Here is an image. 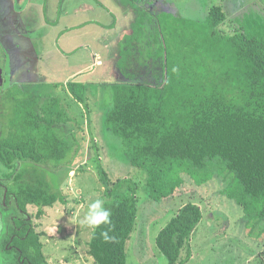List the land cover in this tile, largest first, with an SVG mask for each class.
<instances>
[{"label": "trees", "instance_id": "1", "mask_svg": "<svg viewBox=\"0 0 264 264\" xmlns=\"http://www.w3.org/2000/svg\"><path fill=\"white\" fill-rule=\"evenodd\" d=\"M132 2V32L117 44L121 79L112 87L106 125L122 140L130 163L148 173L147 192L154 200L175 196L187 175L198 186L220 178L227 183L221 192L243 206L249 219L264 222V26L255 33L236 25L224 33L229 18L221 5H212L198 22L173 3ZM67 89L85 102L84 83L69 81ZM7 92L0 115L12 128L0 137V177L8 178L21 208L38 206L43 217L45 208L67 200L50 180L52 173L36 163H49L54 171L76 153L75 128L59 132L57 124L73 125L62 99L47 96L42 102L41 94L19 84ZM90 142L100 161L98 140ZM98 174L112 223L93 231L88 252L95 264H128L139 220L138 184L133 178L113 180L101 164ZM206 207L184 203L158 232L156 244L167 264L190 261L192 234ZM102 231L114 239L105 241ZM27 238L22 254L47 264L39 235L32 231ZM261 248L253 253L264 264Z\"/></svg>", "mask_w": 264, "mask_h": 264}, {"label": "rangeland", "instance_id": "2", "mask_svg": "<svg viewBox=\"0 0 264 264\" xmlns=\"http://www.w3.org/2000/svg\"><path fill=\"white\" fill-rule=\"evenodd\" d=\"M31 1H24V4L18 5L17 8H33V14L39 17L42 7L36 8L34 4L40 0ZM64 1L65 13L81 15V18L73 17L71 21L63 23L64 26L68 24L72 27L66 36L65 33L61 37L57 34L46 38L37 36V42L32 46V59L37 62L39 57H43V62L40 61V67L31 73L18 72L21 80L38 83L21 88L27 89L26 91L37 90L41 93L42 102L47 96L62 99L61 104L72 118L73 125L57 124L58 128L62 134L70 133L72 128H75L74 144L79 146H74L72 142L75 135L70 137L72 140L69 144L78 151L69 153L67 159L54 171L50 164L42 165L52 173L50 180L52 183L53 180L57 182L67 200L66 204L58 202L45 208L42 219L38 220L42 223L43 242L49 263L95 264L88 252V242L93 231L76 225V218L83 216L93 200L104 195L105 187L98 174L101 164L113 180L119 177L133 178L138 184L139 220L129 243L128 264H167V258L156 244V236L175 216L178 208L191 201L208 207L203 210V219L192 234V258L187 264H261V259L253 252L260 251L264 244L260 242L264 238V222L249 219L243 206L221 192L226 187L225 181L216 178L218 181L212 180L198 186L192 177L185 175V185L175 196L161 201H156L150 196L148 173L130 163L124 153L122 140L105 123V114L113 103V84L121 78L116 72L115 56L109 51L112 43L105 44L107 37L103 36L101 25L108 24V18L117 14V7L107 0ZM169 1L176 2L174 4L185 18L198 22L204 21L212 5L223 6L229 18L222 26L224 33L234 32L236 25L245 28L246 32L255 33L256 29L261 30L264 26V0ZM81 4L84 7L76 14L75 11L79 10ZM46 8H51V15L57 14L56 4H49V8ZM110 10L114 13H110ZM3 11L1 1L0 13ZM25 13L33 17L32 13ZM86 15L97 18L99 24L101 23L100 27L97 23L83 28L75 27L81 21L91 20V17ZM47 19L48 17H45L46 21ZM28 24L30 27L33 24L39 33L45 32L43 22L37 20L33 23V20H30ZM2 39L4 41V36ZM46 49L51 53H47ZM97 61L101 65L97 64ZM21 62L22 60V67L24 56L23 63ZM73 80L86 86L88 92L85 102L79 103L67 89V82ZM94 137L98 140L100 161L97 160V150L90 145ZM203 196L206 198L202 203ZM29 210L36 212L38 208L30 205ZM12 254L2 249L0 264H9Z\"/></svg>", "mask_w": 264, "mask_h": 264}, {"label": "flooded vegetation", "instance_id": "3", "mask_svg": "<svg viewBox=\"0 0 264 264\" xmlns=\"http://www.w3.org/2000/svg\"><path fill=\"white\" fill-rule=\"evenodd\" d=\"M10 27L11 23L0 22V67L2 69V78L0 79V106H4L8 103L6 101V99H8L7 91L13 84H19L21 87L25 85L32 86L31 84L33 83L35 84V82L32 81H26L25 79L21 80V75H18V72L24 71L26 73H31L37 68V64L40 61L43 62V57L38 56L39 59L37 62H34L32 59V50L34 51L33 45L27 43L22 44L23 46L17 45L14 36L9 33ZM3 36L4 41L2 39ZM20 60H22L21 63L24 65L23 68H21ZM17 76H19V78H17ZM34 84L33 86L38 85V83ZM29 91L38 93L37 90L31 89ZM11 111H13V109H11ZM1 112H3L2 109ZM6 119V116L0 115V137L7 135L12 128L7 124ZM59 132L62 134L61 130H59ZM21 164L22 162H20L19 165ZM36 164L40 168L46 169L42 167V165H48L49 163ZM7 179L6 177H0V253L2 249L13 253V256L11 255L12 257L9 260V264H35L36 261L32 260L31 256H24L22 254V244L24 242L23 240H28L27 236L29 237V234L33 231L35 234L39 235L40 242L44 244L43 250L45 253V243L43 242L44 231L41 229V221H38L42 219V216H37L39 210L38 206L28 204L25 209L20 207L16 195L13 192H9ZM30 205L38 208V210L36 212H30ZM45 255L47 257L46 253ZM47 264H52L49 263L48 257Z\"/></svg>", "mask_w": 264, "mask_h": 264}, {"label": "crops", "instance_id": "4", "mask_svg": "<svg viewBox=\"0 0 264 264\" xmlns=\"http://www.w3.org/2000/svg\"><path fill=\"white\" fill-rule=\"evenodd\" d=\"M1 1H2V5L4 6V11L0 13V22L2 21L4 23H11L9 33H11L14 36L17 45L20 46L25 43L34 45V43L37 42V39H35L37 36L46 38L48 36H54L53 34H57L59 37H61L62 34L64 33H65L64 36H66V34H69V32L72 30V27L71 25L68 26V24L67 26H64L65 24L63 25V23H67L71 21L73 17L81 18V15H69L68 13H65L66 1L64 0H40L39 2L35 3L34 6L36 8L40 6L42 7L41 11L38 9L41 13L39 17H36V15L33 14V8L30 9L28 7L27 10H24V8H19V7L17 8L18 5L21 6L22 4H24V1L26 0H0V6H1ZM41 1L43 2V4H41ZM107 1L108 3L110 1L111 5L116 6L118 12L117 14H114L110 18H108L109 19L108 24L102 23L101 28L102 30H104L103 36L107 37L105 40V44L109 45L108 42L112 43L111 49H109V51H111L114 54L112 56H115L117 51L116 50L117 44L119 43L120 38L123 35L130 34L132 32L130 24L131 21L133 20V15H132V7L130 5L133 2L132 0H107ZM149 2L152 3L153 5H156L157 7L161 3H165V2H169L173 4L176 3L169 0H149ZM49 4L51 5L56 4V9H57L56 15H51V12L49 11L51 10V8L49 10L46 8V7L49 8ZM82 4L78 8L79 10L75 11L76 14H78V12L81 9H83L84 6H82ZM23 12L25 15L23 14ZM25 12L32 13L33 17L27 16ZM110 13H114V12L110 10ZM99 16L101 17V15ZM45 17H48L47 21L45 20ZM86 17H91V20L86 22L81 21L78 25H75V27L79 26V28H83L84 26L96 25V23L100 27L101 23L99 24L97 18L87 15ZM30 20H33V23L35 21L37 22V20L39 22L45 23V25L43 26L45 32L43 33L37 32V28H35L33 24L30 27L28 24V21ZM126 25H129V27H126ZM56 44L58 43L56 42ZM46 52L51 53V51H49L48 49H46ZM97 55L99 56V54ZM98 56L97 58L99 59L100 57ZM39 64L40 63L37 64V67L39 66ZM97 64L100 63L98 62Z\"/></svg>", "mask_w": 264, "mask_h": 264}, {"label": "clouds", "instance_id": "5", "mask_svg": "<svg viewBox=\"0 0 264 264\" xmlns=\"http://www.w3.org/2000/svg\"><path fill=\"white\" fill-rule=\"evenodd\" d=\"M105 204L106 201L103 198L93 200L88 205V208L83 216L76 218V225L92 231L101 228L102 225H111V212ZM101 235L105 241L114 239L108 235L107 231H102Z\"/></svg>", "mask_w": 264, "mask_h": 264}, {"label": "water", "instance_id": "6", "mask_svg": "<svg viewBox=\"0 0 264 264\" xmlns=\"http://www.w3.org/2000/svg\"><path fill=\"white\" fill-rule=\"evenodd\" d=\"M2 78V69H1V67H0V79ZM1 82V81H0ZM0 85H1V83H0Z\"/></svg>", "mask_w": 264, "mask_h": 264}]
</instances>
